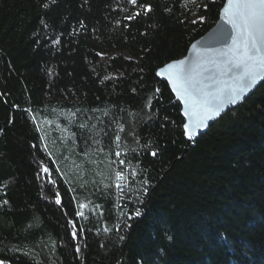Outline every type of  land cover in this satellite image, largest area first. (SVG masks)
Returning a JSON list of instances; mask_svg holds the SVG:
<instances>
[{
    "label": "trees",
    "instance_id": "16d2710c",
    "mask_svg": "<svg viewBox=\"0 0 264 264\" xmlns=\"http://www.w3.org/2000/svg\"><path fill=\"white\" fill-rule=\"evenodd\" d=\"M224 2L0 0V264H264V81L189 143L157 76Z\"/></svg>",
    "mask_w": 264,
    "mask_h": 264
},
{
    "label": "snow or ice",
    "instance_id": "6c2138e0",
    "mask_svg": "<svg viewBox=\"0 0 264 264\" xmlns=\"http://www.w3.org/2000/svg\"><path fill=\"white\" fill-rule=\"evenodd\" d=\"M130 2L136 4V0ZM225 15L235 35L231 46L217 62L219 74L213 69L205 77L210 82L206 85L207 90L194 86L192 69L168 66L174 90L181 94L188 105L186 115L190 123H186L184 129L190 139L196 129L205 126L206 120L219 113L225 102L236 103L258 80L264 79V0H228ZM221 84L223 86H218ZM152 155L155 156L156 152H152ZM44 171L47 172V169ZM116 178L126 179L120 172L116 173ZM116 187L123 190L121 184ZM56 203H60L59 198ZM135 214L139 216L140 211L137 210Z\"/></svg>",
    "mask_w": 264,
    "mask_h": 264
},
{
    "label": "water",
    "instance_id": "95a60500",
    "mask_svg": "<svg viewBox=\"0 0 264 264\" xmlns=\"http://www.w3.org/2000/svg\"><path fill=\"white\" fill-rule=\"evenodd\" d=\"M228 5V0H225L223 7L220 10L218 20L214 26L208 30L202 37L195 40L189 47L185 56L180 59L173 60L157 70V76L163 82H166L169 86L170 91L173 93L175 98L181 105V114L185 120V123H190L186 111L188 105L185 103L184 98L181 94L174 90V85L171 83V73L168 70L169 65H176L177 68H190L192 69L193 83L194 86L204 88L207 90L206 85L210 82L205 79L209 74V70H215L219 74V68L217 62L223 53L227 52L228 48L232 44V37L235 33L232 30V26L227 23L225 8ZM174 71V70H173ZM223 80V77H220ZM264 81L260 79L257 83L246 93L241 95V98L236 103L225 102L218 114L212 115L211 119L206 120L205 126L196 129L195 134L190 139L187 135L186 139L189 143L196 140L200 135L206 133L209 128L217 121L222 115H224L230 109L243 103L259 85ZM218 86H223L218 85ZM185 132V129H184Z\"/></svg>",
    "mask_w": 264,
    "mask_h": 264
},
{
    "label": "rangeland",
    "instance_id": "374dc122",
    "mask_svg": "<svg viewBox=\"0 0 264 264\" xmlns=\"http://www.w3.org/2000/svg\"><path fill=\"white\" fill-rule=\"evenodd\" d=\"M115 174H116V165H113L112 168V183L114 185V181H115Z\"/></svg>",
    "mask_w": 264,
    "mask_h": 264
}]
</instances>
